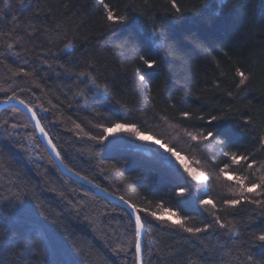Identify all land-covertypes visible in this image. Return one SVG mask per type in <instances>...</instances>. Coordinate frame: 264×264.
Here are the masks:
<instances>
[{
    "label": "trees",
    "instance_id": "1",
    "mask_svg": "<svg viewBox=\"0 0 264 264\" xmlns=\"http://www.w3.org/2000/svg\"><path fill=\"white\" fill-rule=\"evenodd\" d=\"M105 3L125 21L107 22L99 0H9L7 8L0 0V101L26 102L65 165L146 210L144 264H264V206L224 204L240 198L228 176L249 187L264 177V0H176L179 12L171 0ZM237 68L249 76L239 89ZM211 116L220 119L209 124ZM115 122L175 139L170 147L207 181L184 173L191 187L180 196L170 154L158 145L127 132L89 138ZM208 130L223 151L249 160L232 164L216 140L188 135ZM256 191L245 195L264 201V188ZM209 198L216 208L200 205ZM183 218L212 227L192 236L172 223ZM133 241L128 210L63 174L22 111L0 110V264H136Z\"/></svg>",
    "mask_w": 264,
    "mask_h": 264
},
{
    "label": "snow or ice",
    "instance_id": "2",
    "mask_svg": "<svg viewBox=\"0 0 264 264\" xmlns=\"http://www.w3.org/2000/svg\"><path fill=\"white\" fill-rule=\"evenodd\" d=\"M23 2V0H21ZM100 4L104 8V16L107 22L112 24H121L125 21V17L116 15L111 7L105 3V0H99ZM172 8L175 9L177 12H179V6L176 4V0H171ZM4 7H9V0H4ZM2 11V10H0ZM152 35L156 38V41H161L162 39V33L157 31H153ZM19 43V40L17 41ZM71 44H65V48L70 47ZM8 49L13 48V44L9 43L7 45ZM17 55L19 53H16ZM2 55V53H0ZM139 59L146 65L148 68H153L156 66L157 61L146 58L145 56H140ZM14 74L20 75L23 74L25 76H30L32 73L25 72L23 69L17 70ZM137 74L139 76V80L141 82L146 83V78L143 74H139V70H137ZM79 76H90L92 77L91 72H79ZM236 76L239 77V82L236 85L237 89L240 88L242 85H246L247 81L249 80V76L246 75L243 71L240 70V68L236 69ZM92 82H95V77H92ZM99 87V86H98ZM232 93H229L231 95ZM17 97L13 96L9 99H16ZM21 104H24L25 102L23 100L19 101ZM29 111L32 112L33 119H36V113L33 109L29 108ZM191 113L188 111H182L180 112V116L187 119L191 117ZM198 119L204 120V116H199ZM220 117L211 116L208 118V123L211 124L212 121L218 120ZM15 127V125L13 126ZM36 127L40 130L41 134H43L46 138H48V143L51 145L53 152H55L57 158H60L62 161L61 153L57 150L56 145L53 143L51 138L48 137V133L45 131V128L41 125L40 121L36 119ZM77 128L80 127V125H76ZM97 127L102 128L103 132L100 135H93L89 136L90 139L96 140L97 142H104L109 139V136L114 133L118 132H127L134 136L136 139L140 141L145 142H151L159 146V149H163L166 153L170 154L166 157H164L166 163L172 167L175 170V178L178 181L177 187H178V195L184 196L186 192H188L189 188L191 187L190 184L187 183L186 177L184 176V173H187L188 176L191 177V180L193 181H207L208 177L203 172H198L194 168L190 167L186 162L185 158L181 156V154L174 150V148L169 147L167 144L163 143L160 139H157L153 135L146 134L144 131H141L140 127L136 123H128V122H115L112 123L111 126L105 127L103 124L97 125ZM85 135H89L88 133H85ZM188 135L191 137L193 141H196L198 143L204 142V141H210V140H216L217 143L221 146V151L223 152V156L226 158H230L232 164H238L241 161L247 162L249 160V156L237 154L230 151H223L224 147H227L224 140H217L218 133L214 132L212 130H208L205 134L203 131H201L199 134H192L188 133ZM260 145L262 146V149H264V134H262L259 137ZM174 158V159H173ZM178 162V165H177ZM255 160H253L251 163H248V167H252L255 164ZM67 168V165H65ZM225 167H228L227 161H225ZM262 167H264V164H262ZM183 168V172L180 171V169ZM68 171H72V169H68ZM221 172H224V168H221ZM75 175L80 176V174L77 172ZM82 179L87 180V177H81ZM230 180H234L240 187V198L239 199H231V200H225L224 204L236 207L240 205L242 202L252 203L257 206H264V201L258 200V199H249L245 193H252L255 192L256 195H261L260 192L256 191L257 189L264 188V177L261 178L260 183H253L250 187L245 184L243 178L240 177H234V176H228L227 177ZM91 182V181H89ZM96 187H99V185H96ZM207 195V193H205ZM120 199L131 209L132 213L134 214L135 221H134V248H135V258L137 261V264H144L143 261V248H142V235L145 230V224L142 221L141 218V212L146 211L144 209H140L137 205L133 204L132 202L125 200L123 196L120 197ZM199 203L201 206L204 205H211L213 208H216V204L212 201V199H200ZM162 207V205L160 206ZM164 211H169L168 209H164ZM149 215L153 217H157L156 212H150ZM170 216H176V213L170 212ZM159 218V217H157ZM186 218L183 219H175L172 221L173 225L180 228L183 232L188 233L192 236H198V234L207 232L212 225L211 224H204L202 227H192L188 226L185 223ZM215 224L219 225L220 228H232L231 222H225L221 217L216 216L215 217ZM257 239L261 242H264V234H261L257 237ZM248 260H252V257L249 256ZM189 264H193V262H189Z\"/></svg>",
    "mask_w": 264,
    "mask_h": 264
},
{
    "label": "water",
    "instance_id": "3",
    "mask_svg": "<svg viewBox=\"0 0 264 264\" xmlns=\"http://www.w3.org/2000/svg\"><path fill=\"white\" fill-rule=\"evenodd\" d=\"M13 97V96H12ZM21 99L16 98V99H5L0 101V110L9 106H13L18 108L20 111H22L26 117L29 119L30 123L32 124L34 130L36 131V134L38 136V138L40 139V141L43 143L44 147L46 148L47 152L49 153V155L51 156V158L53 159L54 163L56 164V166L59 168V170L65 174L66 176H68L69 178L73 179L76 182H79L83 185H85L86 187H88L89 189H91L93 192H95L97 195L107 199L108 201H111L123 208H125L126 210L129 211V213L131 214L133 221H135V217L134 214L132 213L131 209L120 199L121 196L116 195L114 193H111L109 191H107L106 189H104L103 187L99 186L96 187L95 182L91 181L90 179H82L81 177H85L83 175L80 174V176L75 175V173H77L76 171L72 170V171H68V169H71L67 166V168L65 167V163L63 161H61L60 158H57L55 152H53L51 145L48 143V138H46L43 134H41L40 130L36 127V119L39 120V118L36 115V119H33L32 116V112L29 111V108H31L26 102L24 104H21L19 101ZM32 109V108H31ZM40 121V120H39ZM41 123V121H40ZM42 125V123H41ZM43 126V125H42ZM48 137L50 138V136L48 135ZM91 181V182H89ZM144 239H145V230L143 232L142 235V248H143V261H144ZM137 264V261H136Z\"/></svg>",
    "mask_w": 264,
    "mask_h": 264
},
{
    "label": "rangeland",
    "instance_id": "4",
    "mask_svg": "<svg viewBox=\"0 0 264 264\" xmlns=\"http://www.w3.org/2000/svg\"><path fill=\"white\" fill-rule=\"evenodd\" d=\"M163 143L167 144L169 147L170 145L173 143V141L175 139H171V138H165L164 136H162V138L160 139ZM176 151V150H175ZM188 164V163H187ZM196 170V169H195ZM199 172V170H197Z\"/></svg>",
    "mask_w": 264,
    "mask_h": 264
},
{
    "label": "bare ground",
    "instance_id": "5",
    "mask_svg": "<svg viewBox=\"0 0 264 264\" xmlns=\"http://www.w3.org/2000/svg\"><path fill=\"white\" fill-rule=\"evenodd\" d=\"M10 98V97H9ZM8 99V98H7ZM2 101V100H1ZM40 120V119H39Z\"/></svg>",
    "mask_w": 264,
    "mask_h": 264
}]
</instances>
